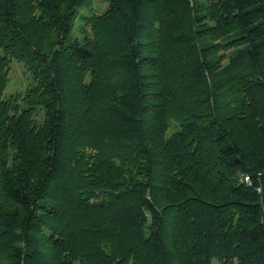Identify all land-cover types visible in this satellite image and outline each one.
<instances>
[{"label": "trees", "instance_id": "16d2710c", "mask_svg": "<svg viewBox=\"0 0 264 264\" xmlns=\"http://www.w3.org/2000/svg\"><path fill=\"white\" fill-rule=\"evenodd\" d=\"M214 262L264 264V0H0V264Z\"/></svg>", "mask_w": 264, "mask_h": 264}, {"label": "rangeland", "instance_id": "374dc122", "mask_svg": "<svg viewBox=\"0 0 264 264\" xmlns=\"http://www.w3.org/2000/svg\"><path fill=\"white\" fill-rule=\"evenodd\" d=\"M94 4L98 7H101V4L98 3V1H95ZM30 82V75L25 70L23 64L15 59H12L10 63L9 80L3 91L2 98H7L14 93L24 91ZM171 125V128L167 132V136H169L174 131L173 124ZM213 264H216V262Z\"/></svg>", "mask_w": 264, "mask_h": 264}, {"label": "built area", "instance_id": "2783aa9c", "mask_svg": "<svg viewBox=\"0 0 264 264\" xmlns=\"http://www.w3.org/2000/svg\"><path fill=\"white\" fill-rule=\"evenodd\" d=\"M243 180H244L245 182H248V181H249L247 176H244V177H243Z\"/></svg>", "mask_w": 264, "mask_h": 264}]
</instances>
